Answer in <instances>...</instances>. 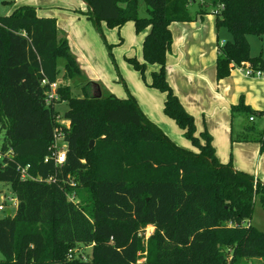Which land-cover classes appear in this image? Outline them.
<instances>
[{"label": "trees", "instance_id": "obj_1", "mask_svg": "<svg viewBox=\"0 0 264 264\" xmlns=\"http://www.w3.org/2000/svg\"><path fill=\"white\" fill-rule=\"evenodd\" d=\"M84 1L106 45L102 21L109 28L133 21L137 32H146L144 62L127 59L143 74L148 64L159 65L150 85L166 94L164 113L194 149L150 120L130 92L96 97L95 82L88 81L76 95L61 84L59 99L47 103L59 62L66 78L85 80L68 39L59 37L56 19L40 17L33 6L0 16V182L18 200L15 214L0 217V264H138L141 251L145 264H264V231L251 223L257 200L264 208V182L219 161L211 135L197 134L194 116L167 80L170 24L195 19L192 0H145V16L139 0ZM210 2L217 26L232 34L219 44L217 77L235 66L264 70V56L251 53L248 39L264 37V0ZM59 102L68 104L69 128L57 121ZM233 112L257 113L243 100ZM57 127L68 143L62 165L45 161ZM247 129L264 150V137ZM73 192L80 201L68 198ZM150 224L155 230L145 244ZM79 245L91 247L92 257L69 259ZM255 257L261 259L250 260Z\"/></svg>", "mask_w": 264, "mask_h": 264}, {"label": "crops", "instance_id": "obj_2", "mask_svg": "<svg viewBox=\"0 0 264 264\" xmlns=\"http://www.w3.org/2000/svg\"><path fill=\"white\" fill-rule=\"evenodd\" d=\"M0 2L4 4L5 15L11 14L20 6L29 5L36 8L40 17L56 19L59 37L68 39L81 69L92 72L91 78L85 81L73 79L74 81L82 84L93 79L102 91L108 90L121 98H126L130 92L150 120L179 145L194 149L191 141L185 137L184 130L164 113L166 94L150 85L152 74L159 69V65L148 64L143 74L127 59L136 57L144 62L143 43L146 32H137L133 21H128L121 28H109L107 22L102 21L101 27L107 38L114 45L122 42V45H117L124 47V50L119 56L120 69L116 71L109 64L107 70L101 71L98 61L106 53V43L90 19L89 6L84 0ZM189 7L196 16L194 20L174 21L170 24L173 43L167 56V80L186 110L194 116L197 134L207 131L211 135L219 161L232 162L236 169L246 171L264 182L262 142L254 139L257 135L247 129L253 126L247 123V116L250 120V115L233 112V106L243 100L252 110L264 113V76H246L240 67L235 66L227 77L219 79L216 68L219 44L232 38L228 32H223L224 28L217 26V16L212 8L198 12L200 8L195 0H192ZM59 70V84H64L65 81L66 85H70L67 81L71 80L64 76L63 63ZM114 82L126 83L125 88ZM105 85L109 87L105 88ZM251 223L254 224L252 220Z\"/></svg>", "mask_w": 264, "mask_h": 264}, {"label": "rangeland", "instance_id": "obj_3", "mask_svg": "<svg viewBox=\"0 0 264 264\" xmlns=\"http://www.w3.org/2000/svg\"><path fill=\"white\" fill-rule=\"evenodd\" d=\"M197 1V5L200 8L198 12L200 11H204L207 8H212V6L209 4L208 0H195ZM139 5L141 7V14L143 15H147L146 13V2L145 0H139ZM5 12V7L4 4L2 2H0V15H5L3 14ZM223 32H228L232 38V34L229 32L228 29L224 28L222 29ZM227 30V31H226ZM105 38L107 41V45H106V49H105V54L102 55V57L99 59L98 61V67L99 69L102 71L103 70H107L108 65L111 64V66L115 67L116 71L118 69H120V57L121 54L123 53L124 47H120L118 46L119 44L122 45L121 43H116L114 45V43L107 38V35L105 34ZM249 42H250V50L251 53L253 55H260L262 53V55H264V38L262 39L260 36L254 35V34H250L248 36ZM106 43V42H105ZM108 44H111V50H112V54H110V49ZM118 44V45H117ZM122 52V53H121ZM63 61L59 62V65L62 66ZM110 66V65H109ZM83 71V70H82ZM92 72H89L88 70H85V72L83 71V77L85 79H89L91 78L90 75ZM71 81H67L71 88L72 91L76 94V95H82V86L83 84H85L86 82H83L82 84H79L78 82L74 81L73 79H70ZM93 80V79H92ZM90 80V81H92ZM85 81V80H82ZM106 81V80H105ZM66 82L64 81V84ZM116 85H121L123 86V88H125L126 83H116L114 82ZM105 88L109 87V85H105ZM94 89H96V87H93ZM93 89V90H94ZM102 90V89H101ZM124 90V89H123ZM106 92H108V90H105ZM56 109L58 110V116H57V121L59 123H63L64 121V112L68 109V104L67 102H59L56 105ZM253 120L250 121L249 120V116H247V123H249L250 125H253L254 127H256L257 131L260 133V135L258 136H262V138L264 137V113L261 114H253ZM255 119V120H254ZM239 120V119H238ZM253 134H255V132H251ZM4 135V131L0 130V143H1V139L3 138ZM256 135V134H255ZM75 180V184H77L79 181L76 178V176H74ZM76 200L80 201L81 199L79 198V194L76 193ZM83 194L85 196H87V192L84 190ZM16 199V194L15 192L12 190L11 186L9 183L6 182H0V205L3 204L5 206V210H0V217H4L5 215L8 214V209L11 210L12 214H15L16 212V200L13 201V199ZM254 224L261 229L262 231H264V208L261 206L260 202L257 200L256 204H255V210L251 219ZM155 230V226L154 225H148L146 233H145V244H146V240L149 238V236L154 232ZM92 248L86 245H79V247H77L76 249V255H85L86 257H92ZM4 258V254L2 253V251L0 250V259ZM145 258H146V252L145 251H141L139 253V258H138V264H145ZM259 259H261L260 257H255V258H250V260L252 261H259ZM246 260V259H245Z\"/></svg>", "mask_w": 264, "mask_h": 264}, {"label": "built area", "instance_id": "obj_4", "mask_svg": "<svg viewBox=\"0 0 264 264\" xmlns=\"http://www.w3.org/2000/svg\"><path fill=\"white\" fill-rule=\"evenodd\" d=\"M240 67L241 71L246 76L249 77H263L264 76V70L260 69H254L250 66L244 67V66H238ZM45 83V80H44ZM59 82H53L50 86V90L47 92V97L46 101L47 103H50L53 99L58 100L59 95L57 93V89L59 86ZM250 120H253V116H250ZM62 127L69 128L70 127V120L64 118L63 123H60ZM62 127H57L54 132V139H53V144L51 146V155L46 156L45 161H48L50 159H54L56 164L62 165L66 160H67V141L65 139V133L64 129ZM29 166L22 167L20 168L23 177H26V172ZM50 178L49 180H51ZM68 198L70 200L76 201V194L75 192L69 193ZM13 199V198H12ZM16 200V205H17V199H13V201ZM0 210H5V206L3 204L0 205ZM76 255V249H70L68 253V258L73 259ZM84 257V256H83Z\"/></svg>", "mask_w": 264, "mask_h": 264}, {"label": "water", "instance_id": "obj_5", "mask_svg": "<svg viewBox=\"0 0 264 264\" xmlns=\"http://www.w3.org/2000/svg\"><path fill=\"white\" fill-rule=\"evenodd\" d=\"M94 86L96 87V89H94L93 95L96 96V97H101L102 96V90H101L100 85L98 83H95ZM94 143H95V141L91 140V145H90L91 148L93 147ZM10 214H11V210L8 209V215H10Z\"/></svg>", "mask_w": 264, "mask_h": 264}]
</instances>
